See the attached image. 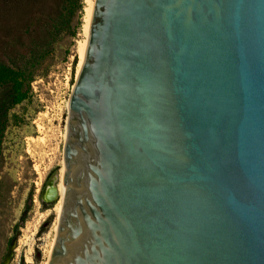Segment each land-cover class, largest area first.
<instances>
[{
    "label": "water",
    "instance_id": "95a60500",
    "mask_svg": "<svg viewBox=\"0 0 264 264\" xmlns=\"http://www.w3.org/2000/svg\"><path fill=\"white\" fill-rule=\"evenodd\" d=\"M49 264H264V0H95Z\"/></svg>",
    "mask_w": 264,
    "mask_h": 264
},
{
    "label": "rangeland",
    "instance_id": "374dc122",
    "mask_svg": "<svg viewBox=\"0 0 264 264\" xmlns=\"http://www.w3.org/2000/svg\"><path fill=\"white\" fill-rule=\"evenodd\" d=\"M86 6V0L76 3L35 57L33 46L44 34L37 19H30L31 32L4 41L34 77L26 84L28 97L10 109L0 143V264H49L61 196L45 204L40 193L49 181L58 190L65 185L61 170H66L69 98L80 67L79 46L86 38ZM4 90L0 87V95Z\"/></svg>",
    "mask_w": 264,
    "mask_h": 264
},
{
    "label": "trees",
    "instance_id": "16d2710c",
    "mask_svg": "<svg viewBox=\"0 0 264 264\" xmlns=\"http://www.w3.org/2000/svg\"><path fill=\"white\" fill-rule=\"evenodd\" d=\"M79 2L80 0H0V87L5 89L0 95V143L10 109L28 97L29 89L26 84L34 77L33 69L24 67V62L22 64L21 61L23 58L13 54V49L4 45V41L9 37H18L23 30L25 33L31 32L34 24L30 19H37L38 28L44 34L38 36L33 46L35 57L39 45L46 41L51 43L49 37L64 24L63 16L71 13L72 7ZM70 18L71 16L68 21ZM26 215L27 212L22 216L23 221Z\"/></svg>",
    "mask_w": 264,
    "mask_h": 264
},
{
    "label": "bare ground",
    "instance_id": "6f19581e",
    "mask_svg": "<svg viewBox=\"0 0 264 264\" xmlns=\"http://www.w3.org/2000/svg\"><path fill=\"white\" fill-rule=\"evenodd\" d=\"M86 3H87V6H86L85 23H84V32H85L86 38L83 42L80 43V46H79V51H80V55H81L79 71H80L81 66L84 62L85 54H86V50H87V46H88L89 35H90V25H91L95 0H86ZM61 171H62L63 175L66 173L65 168H62ZM64 184L65 185L60 184V189L58 190V188L53 183H51L49 185V187L47 188V190H45V192H44V196L48 200V202L55 200L59 196V194L61 196V199L59 200V202L57 203V206H56V211L58 214L57 218H59V225H56L57 226L56 228L58 229V234H59L60 221H61L62 215L64 213V210H65L66 199H67V195L69 192V190H68L69 185H67L65 182H64ZM56 228L54 230H56Z\"/></svg>",
    "mask_w": 264,
    "mask_h": 264
},
{
    "label": "flooded vegetation",
    "instance_id": "af4514ba",
    "mask_svg": "<svg viewBox=\"0 0 264 264\" xmlns=\"http://www.w3.org/2000/svg\"><path fill=\"white\" fill-rule=\"evenodd\" d=\"M50 183V181L48 183H46L42 189H41V193H40V199L42 200L43 203L45 204H49L51 202H48V200L44 197V192L45 190H47V188L49 187L48 184ZM48 186V187H47Z\"/></svg>",
    "mask_w": 264,
    "mask_h": 264
}]
</instances>
